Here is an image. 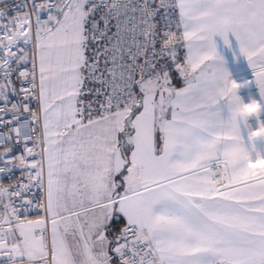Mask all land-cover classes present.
I'll return each mask as SVG.
<instances>
[{"label":"snow or ice","instance_id":"1","mask_svg":"<svg viewBox=\"0 0 264 264\" xmlns=\"http://www.w3.org/2000/svg\"><path fill=\"white\" fill-rule=\"evenodd\" d=\"M262 117L264 0H0V264H264Z\"/></svg>","mask_w":264,"mask_h":264},{"label":"built area","instance_id":"2","mask_svg":"<svg viewBox=\"0 0 264 264\" xmlns=\"http://www.w3.org/2000/svg\"><path fill=\"white\" fill-rule=\"evenodd\" d=\"M241 94L247 100V97H248L249 94H252V95H255L256 94V89L254 87L251 88V89H244V90H242V93ZM262 118H264V117H262ZM250 123H252L253 126H255V121L254 120L250 121ZM40 214L42 215L43 213H40ZM34 215H35V213H34Z\"/></svg>","mask_w":264,"mask_h":264},{"label":"clouds","instance_id":"3","mask_svg":"<svg viewBox=\"0 0 264 264\" xmlns=\"http://www.w3.org/2000/svg\"><path fill=\"white\" fill-rule=\"evenodd\" d=\"M254 108H255V105H248V106H246L245 111H251V110H254ZM259 133L260 134H264V128H261L259 130ZM252 134H253V136H255V135H257V132L256 131H253Z\"/></svg>","mask_w":264,"mask_h":264},{"label":"crops","instance_id":"4","mask_svg":"<svg viewBox=\"0 0 264 264\" xmlns=\"http://www.w3.org/2000/svg\"><path fill=\"white\" fill-rule=\"evenodd\" d=\"M179 86V85H178Z\"/></svg>","mask_w":264,"mask_h":264}]
</instances>
